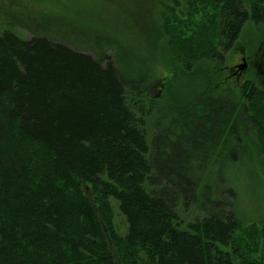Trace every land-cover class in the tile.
Returning <instances> with one entry per match:
<instances>
[{
  "label": "trees",
  "instance_id": "trees-1",
  "mask_svg": "<svg viewBox=\"0 0 264 264\" xmlns=\"http://www.w3.org/2000/svg\"><path fill=\"white\" fill-rule=\"evenodd\" d=\"M199 1L209 27L170 46L183 67L174 83L183 80L186 93L166 117L145 101L153 76L127 90L112 61L103 66L45 38L0 34V138L10 124L17 143L39 148L22 155L0 145V264H264V218L221 207V198L203 201L220 156L182 159L173 149L182 135L206 137L195 127L201 120L220 140L245 143L264 177V90L245 83L239 95L216 94L208 67L225 69L245 26L264 23V0L190 6ZM228 175L230 197H247L238 166ZM197 191L206 217L184 229L175 206L180 198L189 205ZM111 199L126 218L125 238L115 230Z\"/></svg>",
  "mask_w": 264,
  "mask_h": 264
},
{
  "label": "rangeland",
  "instance_id": "rangeland-1",
  "mask_svg": "<svg viewBox=\"0 0 264 264\" xmlns=\"http://www.w3.org/2000/svg\"><path fill=\"white\" fill-rule=\"evenodd\" d=\"M196 0H0V34L12 31L24 40L36 37L48 39L51 42L65 45L82 52L99 61L103 66L112 61L121 81L127 90L136 79L152 77L150 84H145V101L163 116L172 103L178 104L186 93L183 79V67L176 58H172L170 46L172 42L188 36L189 30H195L198 25L209 27L208 18L203 11L201 2L190 6ZM180 18L175 21L174 13ZM168 25L170 28H167ZM186 27H189L186 30ZM170 33V34H169ZM247 58L249 68L243 72L240 79L231 78L230 69L242 65ZM207 65L202 63V68ZM214 76L216 94L223 92L229 95H239L245 83L255 84L264 90V23H248L238 40L234 50L229 54L225 69L215 71L208 64ZM156 75V76H155ZM171 100V101H170ZM164 111V112H162ZM153 114V112H152ZM156 119L148 123V135L151 139L157 132ZM204 121H195L199 132H204V139L195 136L182 135L174 146L177 157L205 155L215 160V175L204 185L203 201L212 205V198H221L220 206L232 204L240 214L252 216L255 219L264 218V177L259 169L248 161L249 147L238 144L232 138L219 139L217 128L209 129ZM11 125L5 127L7 133L0 138L4 148L13 147L22 155H32L35 149L17 143L14 136L8 132ZM197 131V132H198ZM196 132V133H197ZM195 133V134H196ZM224 140V141H223ZM219 142V143H218ZM20 146V147H16ZM1 147V148H3ZM237 158V163L234 161ZM248 158V159H247ZM34 162L37 160L32 158ZM235 164H234V163ZM222 165L220 168H218ZM231 166H238L247 182H242L249 188L247 197L231 198L233 180L228 175ZM261 166L264 169V161ZM217 169H219L217 175ZM169 193V190H167ZM87 193L89 191L87 190ZM200 192L185 204L184 199L177 201L175 206L184 229L190 223L203 221L206 217L200 208ZM113 210V222L117 234L125 238L128 234L126 218L120 210L119 203L110 200ZM256 210V211H254ZM260 211V212H259ZM263 214V215H262ZM251 251L260 258V246L250 242Z\"/></svg>",
  "mask_w": 264,
  "mask_h": 264
},
{
  "label": "flooded vegetation",
  "instance_id": "flooded-vegetation-1",
  "mask_svg": "<svg viewBox=\"0 0 264 264\" xmlns=\"http://www.w3.org/2000/svg\"><path fill=\"white\" fill-rule=\"evenodd\" d=\"M243 63L242 65H237L235 66L234 68H231L229 71L231 73V78H237V79H240V77L242 76L243 72L246 71L248 68H249V65H248V60L247 58H243ZM243 65H246V69L245 70H242L243 69Z\"/></svg>",
  "mask_w": 264,
  "mask_h": 264
},
{
  "label": "water",
  "instance_id": "water-1",
  "mask_svg": "<svg viewBox=\"0 0 264 264\" xmlns=\"http://www.w3.org/2000/svg\"><path fill=\"white\" fill-rule=\"evenodd\" d=\"M246 69V65H243V69L242 70H245Z\"/></svg>",
  "mask_w": 264,
  "mask_h": 264
}]
</instances>
